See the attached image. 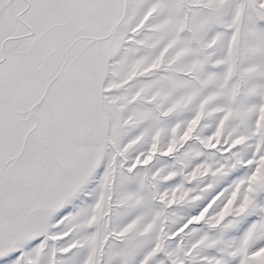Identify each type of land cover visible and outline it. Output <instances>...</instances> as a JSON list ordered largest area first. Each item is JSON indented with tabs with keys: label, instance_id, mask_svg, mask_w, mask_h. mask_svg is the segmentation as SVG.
I'll use <instances>...</instances> for the list:
<instances>
[{
	"label": "snow or ice",
	"instance_id": "snow-or-ice-1",
	"mask_svg": "<svg viewBox=\"0 0 264 264\" xmlns=\"http://www.w3.org/2000/svg\"><path fill=\"white\" fill-rule=\"evenodd\" d=\"M0 264H264V0H0Z\"/></svg>",
	"mask_w": 264,
	"mask_h": 264
}]
</instances>
